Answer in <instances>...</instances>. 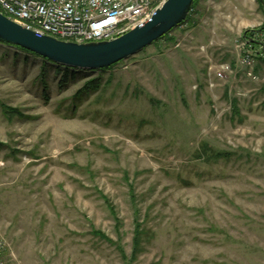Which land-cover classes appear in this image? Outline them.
Instances as JSON below:
<instances>
[{
  "label": "rangeland",
  "instance_id": "1",
  "mask_svg": "<svg viewBox=\"0 0 264 264\" xmlns=\"http://www.w3.org/2000/svg\"><path fill=\"white\" fill-rule=\"evenodd\" d=\"M188 17L63 88L51 67L47 93L40 60L0 42L5 264H264V41L248 48L258 80L238 48L264 6L196 0Z\"/></svg>",
  "mask_w": 264,
  "mask_h": 264
},
{
  "label": "built area",
  "instance_id": "2",
  "mask_svg": "<svg viewBox=\"0 0 264 264\" xmlns=\"http://www.w3.org/2000/svg\"><path fill=\"white\" fill-rule=\"evenodd\" d=\"M166 0H0V12L35 31L59 39L91 42L115 39L131 29L144 25L155 10ZM255 39L262 44L264 29ZM250 43L241 41L238 48L244 53L243 63L249 68L247 76L258 80L254 72V59L249 53ZM229 63L215 69V77L225 80L231 73ZM9 248L3 240L2 250ZM0 264H5L0 257Z\"/></svg>",
  "mask_w": 264,
  "mask_h": 264
},
{
  "label": "water",
  "instance_id": "3",
  "mask_svg": "<svg viewBox=\"0 0 264 264\" xmlns=\"http://www.w3.org/2000/svg\"><path fill=\"white\" fill-rule=\"evenodd\" d=\"M195 0H166L150 20L112 39L77 42L39 35L0 12V42L22 47L55 64L99 70L136 55L187 20Z\"/></svg>",
  "mask_w": 264,
  "mask_h": 264
},
{
  "label": "trees",
  "instance_id": "4",
  "mask_svg": "<svg viewBox=\"0 0 264 264\" xmlns=\"http://www.w3.org/2000/svg\"><path fill=\"white\" fill-rule=\"evenodd\" d=\"M260 2L264 6V0H260ZM195 4H196V0L194 3V6H195ZM188 20H189V17L187 18L186 21L181 23L179 26H182ZM177 27H175V28H177ZM175 28H173L170 32H168L166 35H164L163 37H161L159 40L155 41L154 43L161 41L163 39H167L169 36H171V34ZM261 29H264V23L260 29L256 28V29H252V30L251 29L246 30L245 34H244L245 35L244 38L246 37L250 41L251 45L256 46L257 44H259V42L255 39V34ZM171 39H173V38H171ZM2 44L7 45L8 47L14 48L12 55H13V60L16 63H17V61L22 60L25 64H29V63L33 64V63H36V61L40 60V62H41L40 74L37 76L36 81L44 86L45 93H47V91L49 90L48 75H49V70L51 67H54V70L57 74H61L60 79H59V86L62 88L64 86H66L72 79L76 78L75 72L80 71V69H78V68H70V67L55 64L52 61L45 59V58H43V57H41V56H39L33 52H30V51L22 48V47L13 46V45H10L8 43H2ZM263 52H264V48H263ZM112 66H110V67H112ZM104 69H106V68H104ZM104 69H99V70H104ZM93 80H89L88 82H86L84 84V87H82L80 90H78L77 96H81L83 94V92H86V91H88L94 87H98L99 86L98 81H96V79H93ZM93 233H94V235L100 237L101 239H103L109 243L115 244V242L111 238H109L101 230L94 229ZM141 233H142V231H141L140 226L138 224L136 227V233L134 236V249H133V254L131 256L132 259H135L137 257L136 256L137 253L139 251H141ZM119 248L122 252V255H123V258L125 259V261L129 262V259H131V258L127 257L122 246H119ZM127 264H129V263H127Z\"/></svg>",
  "mask_w": 264,
  "mask_h": 264
},
{
  "label": "crops",
  "instance_id": "5",
  "mask_svg": "<svg viewBox=\"0 0 264 264\" xmlns=\"http://www.w3.org/2000/svg\"><path fill=\"white\" fill-rule=\"evenodd\" d=\"M259 2H260V0H259ZM260 4H261V6H263L261 2H260ZM245 31H246V30H245ZM255 35H256V34H255Z\"/></svg>",
  "mask_w": 264,
  "mask_h": 264
}]
</instances>
